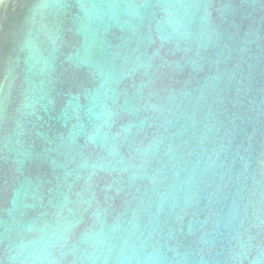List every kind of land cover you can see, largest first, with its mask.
<instances>
[{
  "label": "clouds",
  "instance_id": "1",
  "mask_svg": "<svg viewBox=\"0 0 264 264\" xmlns=\"http://www.w3.org/2000/svg\"><path fill=\"white\" fill-rule=\"evenodd\" d=\"M62 7L60 0H42L37 5L34 30L29 33L27 41L29 52H34L42 40L51 43L52 52L46 58L50 78L56 73L54 53L63 41L48 17L50 14L62 15ZM81 7L89 15L93 14L92 5L82 4ZM257 8L264 10V0L253 4V9ZM149 10L148 44L155 45L154 50L140 52L138 47L136 55L124 56L121 74L106 79L103 95L97 93L94 97L98 111L92 113L93 119L82 146L77 145L80 132L69 133L67 147L69 150L78 149L73 157L79 159L75 179L83 180V185L76 193L75 203L82 211L69 210L65 215L68 195L61 202L50 201L47 206L41 198L40 211L32 218H28V210L34 205L25 202L19 211L18 206L14 207L0 264H180L188 257L180 251L176 235L189 210L199 206L201 186L213 188L207 205L210 212H214L212 202L215 198H227L232 179L228 156L234 139L233 130L220 135L223 124L210 122L209 116L214 114L213 106L231 90L233 81H237V75L242 71L240 61L234 67L228 66L232 49L227 55H223L221 49L214 60L207 55L210 49L221 48L223 38L213 22L212 3L204 0H156L155 3L153 0H139L128 5L127 14L142 20ZM194 24L197 26L195 31ZM247 35L239 52L241 60L245 57L251 59L250 49L259 38L251 29ZM169 50L172 56L177 53L179 56L171 59L161 55L162 51ZM158 60L161 61L159 64ZM187 68H191L196 78L204 74V83L198 92L191 87V80L177 88L171 76V82L164 83L159 75L162 70L178 73ZM251 68L249 64L248 76L241 75L237 81L235 104L241 103L242 93L248 99L247 112L255 111L258 118L264 115V96H259V89L256 94L248 95L252 92ZM41 106L39 100L33 102L25 97L19 111L32 116ZM177 111L185 121L191 122V126L195 127L198 122L203 126L196 148L191 151L184 149L187 141L175 147L170 143L172 136L181 135L168 134V126L173 122L168 116H175ZM76 115L79 118L78 110ZM238 118L234 116V119ZM251 147L250 143L244 155H241L239 146L235 150L234 156L244 161L238 183L249 171ZM192 156L196 157L194 161L189 159ZM235 163L234 158L232 164ZM257 163L258 171L254 170L250 181L237 188V193L243 191V195L232 202L228 224L235 221L239 227L233 237L231 264H244L250 256V264H264V153ZM67 175H72V170ZM98 178H107L102 189L106 192V202L115 200L126 189L128 193L134 188L139 191L137 185L149 181L155 198L147 207V222L139 212H133L130 219H125V213L121 212L111 224L107 221L101 225L93 223L78 230V221L89 213L94 203L99 204ZM157 184L163 188L162 192ZM140 203H144L142 199ZM169 203L173 209L180 207L176 216L177 227H169L166 219L161 221ZM153 207L155 212H152ZM95 215V212L91 213L93 218ZM195 220L193 215L188 224L189 236L197 231ZM199 231L197 255L200 264H207L213 242L203 226Z\"/></svg>",
  "mask_w": 264,
  "mask_h": 264
},
{
  "label": "water",
  "instance_id": "2",
  "mask_svg": "<svg viewBox=\"0 0 264 264\" xmlns=\"http://www.w3.org/2000/svg\"><path fill=\"white\" fill-rule=\"evenodd\" d=\"M41 2L0 0V241H3L0 243V257L4 255L7 243L5 237L11 226L10 213L14 207L18 206L19 211L25 202L34 205L28 210V218H32L40 211L41 198L47 206L50 201L58 203L68 195L65 215L69 214V210L82 211L75 203L76 193L81 191L83 185V180L75 179L79 159L73 157L78 149L69 150L67 147L70 143L69 133L80 132L77 145L82 146L93 119L92 113L98 111L94 97L97 93L103 95L107 87L106 79L121 74L125 55H136L138 47L140 52L147 50L149 53L155 48V45L148 44L151 10L142 20L127 14L128 5L139 0H60L63 5L62 15L50 14L48 17L49 23L59 32L63 41L54 53L56 73L50 78L46 58L52 52L51 43L42 40L34 52H29L27 47L29 33L34 30L33 17ZM204 2L212 3L213 22L223 37L221 48L210 49L207 55L214 60L221 49L223 55L232 49L228 66L234 67L239 60L242 69L237 75V81L241 75L248 76L251 64L252 92L248 95L256 94L259 89V96H264V10L253 9V4L261 0ZM82 4L92 5L93 14L89 15L81 7ZM193 28L195 31L197 26L194 24ZM250 29L258 33L259 38L250 49L251 59L245 57L241 60L239 52ZM161 55L175 59L179 53L172 56L169 50L162 51ZM160 62L158 60L157 64ZM159 75L164 83L171 82V76L177 88L186 80H191V87L197 92L204 83V74L196 78L191 68L178 73L162 70ZM237 81H233L231 90L226 91L225 96L217 101L212 110L214 114L209 116L210 122L219 121L223 124L220 135L233 130L234 139L228 156L232 169L230 190L227 198H215L212 202L214 212H210L207 205L213 188L201 186L199 206L189 210L176 235V242L181 245L180 251L188 257L180 264H200L197 253L200 249L199 229L202 226L204 231L210 233L213 242L212 250L207 255V264H231L233 237L239 227L235 221L228 224L232 202L234 198L239 199L243 195V191L237 193V188H242L244 183L250 181V174L254 170L258 171L257 159L264 153V115L257 118L255 111L248 113V99L242 93L241 103L235 104L238 99ZM244 83H247V79ZM25 97L33 102H41L42 106L36 115L25 116L19 111ZM234 116L240 118L234 119ZM168 118L173 121L168 126V134L181 133L172 136L170 143L175 147L187 141L184 149H195L203 133L202 124L198 122L195 127L191 126V122L185 121L179 111ZM250 143L249 171L244 173L238 183L237 177L243 170L244 161L234 156L235 150L239 146L241 155H244ZM234 158L236 163L232 164ZM189 159L194 161L196 157ZM69 170H72V175H67ZM106 183L107 178H98L96 192L99 204L94 203L89 213L78 221V230L93 223L101 225L107 221L111 224L121 212L125 213V219H130L133 212H139L144 222H147V207L155 198L149 181L140 182L137 185L139 191L134 188L128 193L126 189L115 200L107 202L104 200L106 192L102 190ZM156 187L163 191L159 184ZM141 199L143 204L140 203ZM92 212L96 214L94 218ZM152 212H155L154 207ZM179 212V206L173 209L169 203L161 221L166 219L169 227H177L176 216ZM193 215L196 216L194 227L197 231L189 236L188 224ZM250 260L251 256L244 264H250Z\"/></svg>",
  "mask_w": 264,
  "mask_h": 264
}]
</instances>
